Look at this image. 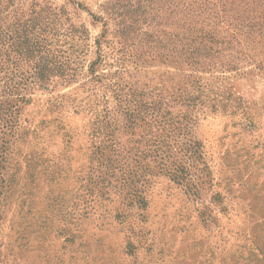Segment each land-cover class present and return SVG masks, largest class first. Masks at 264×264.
<instances>
[{"label":"rangeland","instance_id":"rangeland-1","mask_svg":"<svg viewBox=\"0 0 264 264\" xmlns=\"http://www.w3.org/2000/svg\"><path fill=\"white\" fill-rule=\"evenodd\" d=\"M14 1L25 17L64 8L90 40L66 53L75 80L45 90L36 58L16 72L0 54V264H248L264 222V56L246 77L189 79L168 64L167 13L99 49L106 0Z\"/></svg>","mask_w":264,"mask_h":264},{"label":"trees","instance_id":"trees-1","mask_svg":"<svg viewBox=\"0 0 264 264\" xmlns=\"http://www.w3.org/2000/svg\"><path fill=\"white\" fill-rule=\"evenodd\" d=\"M106 0L101 6L103 32L95 39L101 49L107 33L116 30L130 38L138 31L141 18L155 13L152 21L168 14L170 32L167 37V61L184 77L192 79L199 73L231 74L246 77L261 69L259 58L264 56V0ZM83 9L79 3L75 4ZM161 5V6H160ZM165 5V7H164ZM160 6V7H159ZM14 0H0V54L14 53L20 72L25 59H37L33 67L41 90L50 88L52 78L61 83L75 80L67 51L76 52L87 46L90 33L68 22L64 8L34 5L27 17ZM145 23V20L144 22ZM113 28V29H112ZM134 39V37H132ZM162 48L161 40H155ZM77 53V52H76ZM99 59L89 67V75L100 80L96 68ZM254 66V69H248ZM10 66L0 63V82L5 80ZM9 79V78H8ZM12 81V79H9ZM9 86V83L6 84ZM10 90V88H8ZM11 93V91H9ZM248 264H264V222L251 229Z\"/></svg>","mask_w":264,"mask_h":264}]
</instances>
